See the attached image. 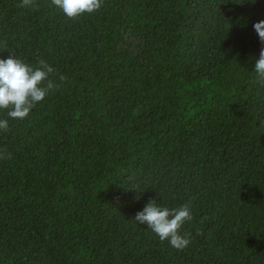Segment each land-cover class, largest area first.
<instances>
[{
    "label": "trees",
    "instance_id": "16d2710c",
    "mask_svg": "<svg viewBox=\"0 0 264 264\" xmlns=\"http://www.w3.org/2000/svg\"><path fill=\"white\" fill-rule=\"evenodd\" d=\"M20 3L0 45L59 87L0 131V264H264V0ZM150 199L191 201L187 247L135 221Z\"/></svg>",
    "mask_w": 264,
    "mask_h": 264
},
{
    "label": "clouds",
    "instance_id": "9594fccd",
    "mask_svg": "<svg viewBox=\"0 0 264 264\" xmlns=\"http://www.w3.org/2000/svg\"><path fill=\"white\" fill-rule=\"evenodd\" d=\"M255 3V0H252ZM51 4L61 9L66 17L75 20L84 14L98 11L103 0H51ZM38 7L36 0H21L18 7ZM262 45L259 57L255 61L256 82L264 87V20L253 25ZM0 51H8V58H0V110L6 111L7 118H0V131L7 132L9 118L23 120L47 95L57 89L59 84L50 79L55 69L44 59H37L33 65L8 50L6 43L0 45ZM61 82L67 77L58 74ZM10 153L0 151V159H9ZM135 221L145 225L161 241L167 240L177 250H182L191 242L189 232H182L186 222L194 219L191 201L178 207L169 208L150 199L144 208L137 212ZM197 232V235H200Z\"/></svg>",
    "mask_w": 264,
    "mask_h": 264
}]
</instances>
